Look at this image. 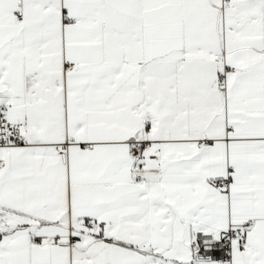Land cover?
<instances>
[{
  "label": "snow or ice",
  "instance_id": "snow-or-ice-1",
  "mask_svg": "<svg viewBox=\"0 0 264 264\" xmlns=\"http://www.w3.org/2000/svg\"><path fill=\"white\" fill-rule=\"evenodd\" d=\"M0 264H264V0H0Z\"/></svg>",
  "mask_w": 264,
  "mask_h": 264
}]
</instances>
